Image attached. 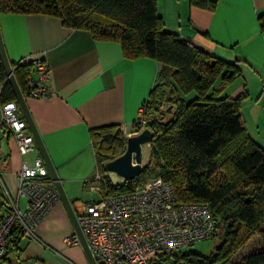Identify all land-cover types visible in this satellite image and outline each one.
<instances>
[{
	"label": "crops",
	"instance_id": "obj_1",
	"mask_svg": "<svg viewBox=\"0 0 264 264\" xmlns=\"http://www.w3.org/2000/svg\"><path fill=\"white\" fill-rule=\"evenodd\" d=\"M156 5L166 30L227 61L238 62L239 74L221 95L245 94L242 121L264 149V28L258 22L264 0H215L212 7L189 0H157ZM0 32L10 62L36 57L48 68L45 84L50 87L49 95L25 96V100L73 209H78L93 200L90 180L99 171L90 129L114 124L125 129L126 136L136 133L139 109L157 80L160 63L146 56L125 57L118 42L94 39L89 30L69 28L50 14L0 12ZM37 153L38 148L21 154L8 130H0V178L11 197H16L22 163L31 164ZM1 200L0 186V215L5 211ZM25 202L24 197L18 198L20 208ZM35 230L38 239L18 235V248L8 247V260L87 263L81 248L63 241L74 231L61 200ZM255 239L246 242L240 259L263 245L261 238ZM50 251L60 252L64 258ZM71 253L73 261H66Z\"/></svg>",
	"mask_w": 264,
	"mask_h": 264
},
{
	"label": "trees",
	"instance_id": "obj_2",
	"mask_svg": "<svg viewBox=\"0 0 264 264\" xmlns=\"http://www.w3.org/2000/svg\"><path fill=\"white\" fill-rule=\"evenodd\" d=\"M212 7L215 0H189ZM157 0H0V12L57 16L69 28H84L94 39L120 44L123 56L157 60V80L142 103V118L152 131L148 163L125 185L105 177L109 193L126 191L148 178L169 182L179 202L208 204L222 241L208 255L188 249L173 253L186 264H227L253 236L264 242V149L249 135L241 117L245 94L221 95L240 72L227 61L164 27ZM264 28V13L258 16ZM21 91L31 63L10 62ZM219 83L215 86V82ZM0 102L16 100L0 62ZM193 92L187 99L185 96ZM168 103L174 108L161 110ZM97 168L119 155L126 136L114 124L90 129ZM18 227L8 247L17 250ZM237 264H264V243Z\"/></svg>",
	"mask_w": 264,
	"mask_h": 264
},
{
	"label": "built area",
	"instance_id": "obj_3",
	"mask_svg": "<svg viewBox=\"0 0 264 264\" xmlns=\"http://www.w3.org/2000/svg\"><path fill=\"white\" fill-rule=\"evenodd\" d=\"M26 61L32 68L26 77L24 97H47L50 87L45 84L49 77L46 64L36 57L21 58L17 62ZM141 113L142 107L134 124L137 132L146 124ZM1 129L8 130L21 154L37 151L16 100L0 102ZM120 130L126 134L125 129L120 127ZM105 177V172L96 171L90 180V189L100 192V198L74 209L97 264H186L172 254L214 236L216 225L208 204L177 201L172 185L161 177H152L126 191L113 193L103 188ZM120 184L125 185L126 181ZM0 186L1 203L5 206L0 215V264H30L8 260L10 234L18 227L20 236L38 239L36 226L60 200L59 193L40 153L34 156L31 164L22 163L15 198L8 194L1 178ZM20 196L26 200L23 208L18 204ZM63 241L69 246L80 244L74 232Z\"/></svg>",
	"mask_w": 264,
	"mask_h": 264
},
{
	"label": "water",
	"instance_id": "obj_4",
	"mask_svg": "<svg viewBox=\"0 0 264 264\" xmlns=\"http://www.w3.org/2000/svg\"><path fill=\"white\" fill-rule=\"evenodd\" d=\"M0 62L5 71L6 79L8 80L9 84L12 87V90L15 95V99L34 137L39 153L42 156L45 165L47 166L51 180L59 193L60 200L63 203L64 208L71 221L73 231L80 240V245L86 256L88 264H97L87 244V241L85 240L82 230L79 226V223L76 218V214L72 206V202L68 198L65 192L61 179L57 174L53 162L46 150L44 142L29 112L25 97L21 89L19 88V85L17 84L10 61L8 60V57L5 52V48L1 37V32H0ZM152 135L153 134L150 128L145 126L137 133L126 136L125 147L123 151L116 157L104 161L103 163L104 170L106 176L111 181V183H113L114 185H119L122 181L135 178L139 175L141 169L149 161V157L151 154L149 143L151 142Z\"/></svg>",
	"mask_w": 264,
	"mask_h": 264
},
{
	"label": "rangeland",
	"instance_id": "obj_5",
	"mask_svg": "<svg viewBox=\"0 0 264 264\" xmlns=\"http://www.w3.org/2000/svg\"><path fill=\"white\" fill-rule=\"evenodd\" d=\"M186 97H187V99H189V96H191V94L189 93L188 95L186 94L185 95ZM174 108L173 106H171L170 107V105L168 104V103H164L162 106H161V110H163V111H166V109L167 108ZM148 179H150V178H148ZM147 179V180H148ZM1 192H2V187H1ZM93 199H95V200H97V199H99L100 198V192H98V191H95L94 190V193H93ZM71 235V234H70ZM254 238H256L255 240H259L260 239V237L258 236V237H256V236H253ZM252 238V237H251ZM249 240V239H248ZM247 240V241H248ZM221 241H222V229H221V227H217L216 228V231H215V234H214V236L213 237H211V238H209V239H203V240H200V241H197V242H195L193 245H191V246H188V247H186V248H184V250H188V249H192V250H195L196 252H198V253H200V254H203V255H208L211 251H213L214 250V248L216 247V246H218L220 243H221ZM247 245L248 244H244L234 255H233V257L230 259V261L227 263V264H237V263H239L240 262V257H239V255L241 254V252L243 251V250H245V248L247 247ZM70 246H72V245H70ZM75 246H78V248H81V250L83 251V249H82V247H81V245L80 244H77V245H75ZM50 252H54V253H57V254H59L62 258H64L63 256H62V254L60 253V252H55V251H50ZM67 256L69 257H65V259H66V261L67 260H70L71 259V261H73V257H74V255L71 253V254H67ZM85 259H86V256H85ZM86 261H87V259H86ZM86 264H88V261H87V263Z\"/></svg>",
	"mask_w": 264,
	"mask_h": 264
}]
</instances>
